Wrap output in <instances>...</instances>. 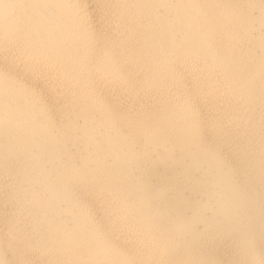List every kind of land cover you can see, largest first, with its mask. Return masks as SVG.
I'll use <instances>...</instances> for the list:
<instances>
[{
  "label": "bare ground",
  "instance_id": "obj_1",
  "mask_svg": "<svg viewBox=\"0 0 264 264\" xmlns=\"http://www.w3.org/2000/svg\"><path fill=\"white\" fill-rule=\"evenodd\" d=\"M0 264H264V0H0Z\"/></svg>",
  "mask_w": 264,
  "mask_h": 264
}]
</instances>
